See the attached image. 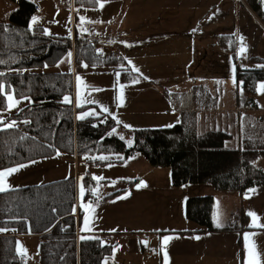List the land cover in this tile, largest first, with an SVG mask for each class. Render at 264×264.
Returning a JSON list of instances; mask_svg holds the SVG:
<instances>
[{"label": "rangeland", "instance_id": "1", "mask_svg": "<svg viewBox=\"0 0 264 264\" xmlns=\"http://www.w3.org/2000/svg\"><path fill=\"white\" fill-rule=\"evenodd\" d=\"M60 2H54L57 9L52 8L50 13L42 15L36 26L48 29L51 35L66 36L74 40L75 31L70 21L69 9ZM13 5L14 1L0 0V21L1 19L7 21L9 14L7 11ZM98 6L99 4L96 7L80 8L85 10L87 16L82 27L80 20L77 21L76 29L79 33L89 32L97 39L104 40V47L112 52L117 51L110 49L112 44L108 40L115 38L111 41L121 45V52L118 53L126 63L131 68L133 66L138 68V73L143 78L147 77L143 79L146 83L142 84L146 90V100L141 99L145 97L144 93L140 94L134 88L123 89V104L120 105L118 96L121 82L113 68L83 67L82 65H86L83 63L79 66L72 52L70 63L67 54L55 65L21 71L72 72V98L75 106L77 93L75 77L77 74L80 75L84 81L80 88L81 104L85 108L77 115L94 109L111 118L115 116L114 121L119 120L122 123L116 122L118 125L114 134L123 137L128 145L133 143V130L168 127L181 122L180 109L168 101L164 95L166 92H178L195 84L203 85L209 92L205 101L210 100L214 106L205 108V114L201 113L202 122L198 120L199 128L227 132L231 135L227 147L233 149L239 147L242 121L251 110H247V106L242 102L246 94L240 90V82L233 73L234 55L220 51L217 41L220 35L230 33L235 9L243 12L244 5L241 0H126L127 7L119 15V19L122 20L118 27L119 33L114 31L117 26L116 20L113 19L117 16L113 15L114 6L109 5L103 11ZM137 7H141L139 12L135 11ZM42 18L45 20L41 24ZM66 20L69 21L68 30L63 31ZM83 28H87L88 31L84 32ZM128 61L132 63L129 64ZM246 63H243L244 68ZM233 74L238 86L233 85ZM195 94L202 96L199 91ZM85 100L96 103H84ZM144 101L145 107L149 108L147 111L140 106ZM26 103H21L20 109ZM101 106L107 107L109 112H102ZM17 111L6 113V116ZM124 124L131 127L125 128ZM109 158L120 161L110 163L111 167L107 166L109 164L89 166L86 164L88 157L65 155L60 152L59 156L55 154L36 163H26L27 167L8 177L9 189L73 177L77 185L76 217L78 218L77 210L82 212L79 215L78 234L88 236L101 230L116 232L105 237L99 236L103 242L111 243L118 249L107 259V264L139 263L148 258L146 251L152 252L151 259H155L157 250L154 241L145 245L144 249L139 247L138 241L148 242L155 238V235L151 234L156 232L198 228L199 226L189 221L185 215L186 200L190 197L212 196L213 222H217L215 218L217 215L221 224L232 222L236 213L240 211L247 215L255 213L256 222H264V187L255 188L254 191L244 194L218 190L211 183L174 187L170 168L153 167L141 154L127 159L121 154H113ZM253 163L264 172V156L257 157ZM86 171L91 178L93 176L105 178L99 182L94 180L93 189L98 188L101 197L98 203L96 196L83 198L85 204L93 202L95 209L94 212L88 213L91 231H81L85 213L80 207L79 188L81 183L85 185ZM141 181L146 187L137 188ZM122 190L127 191L123 195L118 194L119 196L104 199L117 191L121 194L124 192ZM123 196L127 198L118 199ZM249 222H253L252 216ZM111 229L116 231H110ZM18 242L27 249L25 264H38V238L35 235H24L16 238V247Z\"/></svg>", "mask_w": 264, "mask_h": 264}, {"label": "trees", "instance_id": "2", "mask_svg": "<svg viewBox=\"0 0 264 264\" xmlns=\"http://www.w3.org/2000/svg\"><path fill=\"white\" fill-rule=\"evenodd\" d=\"M11 1L15 2L16 8L6 22H0V61H3L0 72L5 74L0 77V83L13 89L19 94L18 98L27 95L32 101L8 115L7 119L18 122L30 120L31 123H21L18 128L0 131V169L49 158L57 150L65 155L88 157L86 164L89 166L114 162L89 157L121 154L127 159L141 154L153 167H169L174 187L211 183L218 190L240 194L264 187V172L253 163L257 157L264 156V114L248 121L244 118L239 147L234 149L227 147L231 139L229 133L198 128L195 112L191 110L183 111L181 122L172 126L133 130V143L128 145L116 134L109 135L118 125L110 116L100 114L78 120L77 114L85 107L61 102L64 95L73 97L72 72L21 71L55 65L73 51L77 64L112 67L115 73L120 74V82L125 83L136 75L126 60L116 52L98 51L94 43L45 35L43 27L31 24L34 7L37 6L33 0ZM255 2L248 0L253 10L263 13L261 4L256 5ZM73 5L88 8L96 7L98 3L96 0H73ZM218 42L226 52L233 54V36L220 35ZM253 59L264 63L262 58ZM235 74L237 81L243 82L246 96L242 102L247 108L257 109L253 95L257 84L264 81V67L240 68L235 64ZM195 88L191 92L194 95L198 90L202 95L208 93L201 87ZM180 95L188 96L186 93ZM180 95H177L178 98ZM175 96L171 102L177 104ZM204 104L203 110L213 105L209 101H204ZM94 185L95 181L86 171L85 198L92 196L90 190ZM118 194L120 191L105 198ZM76 203L77 185L73 177L0 192V227L8 229L0 234V264H16V234L38 238V264H103L112 256L114 246L102 244L99 237L80 239L78 221L82 212L77 210L78 218L73 214ZM212 210V196L186 200V218L205 232L252 229L248 215L242 211L234 216L232 222L218 227L213 223Z\"/></svg>", "mask_w": 264, "mask_h": 264}, {"label": "crops", "instance_id": "3", "mask_svg": "<svg viewBox=\"0 0 264 264\" xmlns=\"http://www.w3.org/2000/svg\"><path fill=\"white\" fill-rule=\"evenodd\" d=\"M59 1L60 0H33L35 5H38L40 7V8L38 7L40 11V14L38 15V17L41 18L42 15L44 14L46 15L50 13L52 11V8L57 9L55 3H59ZM105 2L109 4H105ZM241 2L244 5L243 12H240V10L235 9V15L233 17V22H232L230 33L223 34V35H231L234 37V39H238L240 41H241L240 38L243 37L242 42L244 46L246 47V51L243 55H241V57L243 58L244 63L247 62L245 66L246 67H260V66H263L264 63L254 61L253 57H259L264 60V12L261 13V12L253 10L251 6L249 5L248 0H241ZM52 3H53V6H52ZM60 3H62L64 6H66L69 9V17H70V21L75 31L74 33V36H75L77 33H79L78 30L76 29V23L77 21H79V17L80 16L86 17L87 14H85V10L76 8L73 4H68V2H60ZM255 3L256 5L258 3L261 4V0H256ZM109 5L114 6L113 15L114 16L117 15L116 17L113 18L114 20H116V25H117L114 28V31L119 33L118 27L120 26V23L122 22V20L119 19V15L127 7L126 0H108V1H104L103 8H100L99 6L98 7L100 8L101 11H103V9L107 8ZM260 6L262 7V4ZM15 8H16V4L11 6L9 11L7 12H9L10 14L11 11H13ZM140 8L141 7H137L135 11L139 12ZM2 20L3 19H1L0 22H6ZM44 20L45 18H42L41 24L44 22ZM68 26H69V21L66 20V24L64 26L63 31H67ZM87 33L89 35H92L89 32ZM54 34H57V33H54ZM92 36L95 39L94 44L96 45L98 50H100L101 52L108 51V49H106L103 45L104 40H99L96 38V36L94 35ZM114 39H115L114 37L111 38V40L113 41ZM111 40H108V42L112 44L110 49L117 51L116 53L121 52V49H120L121 45L116 44L115 42H112ZM217 43L220 46V51H225L224 47L221 44H219L218 41ZM71 52L73 53V51ZM77 65L80 66L82 65V63L80 62ZM131 70H133V68H131ZM135 73L136 75L129 82H125V83L121 82L120 84L125 85L124 89L134 88L140 94L144 93L145 97H142L141 99L146 100L147 98V94H145L146 90H144L142 86V84L146 83V80H143L144 78L138 72H135ZM134 80H138L139 82L133 83ZM261 82H264V81H261ZM259 83L257 84V87ZM195 87H198V88L201 87L203 89H206V91H208V89L205 86L195 84L191 88L185 87L178 92H166L164 95L173 106H176L180 109L181 116L183 115L182 114L183 111L185 112L189 110L194 111L195 112L194 115L196 118V125L199 128L198 120L202 122L200 118L201 113L202 114L206 113L204 112L202 108H204V106L206 105L204 104V101L206 99L207 92H205V95L203 94L202 96H197L196 94L194 95L191 92H193V90L196 89ZM182 93H186L188 94V96H185V97L181 96L180 94ZM175 95L176 96L180 95V98H178L179 96L176 97ZM263 95L259 94L257 91L255 95H253V99L256 101L258 108L257 109H251L249 107L247 108V110H251V113H247V117H245L246 121H248L249 118H255V116L258 117L259 115L264 114V107L260 106V105H264ZM174 96L178 99V102H177L178 105L171 102V98H174ZM209 103H211L210 100H209ZM145 105H146L145 101L140 103L141 108L147 111L149 108L145 107ZM212 106H214V104ZM252 113H257V115L253 116ZM40 160H43V159H40ZM36 161H39V160H36ZM113 161L115 162V161H120V160L113 159ZM126 191L127 190H125L119 195H123L124 193H126ZM92 196H90V198H92ZM109 198H104V199L107 200ZM248 219L249 221L251 220L250 214L248 215ZM249 221H248L249 226L252 227V229H246L240 232H236V231L205 232L200 227L198 228L194 227L193 229H177V230L161 231L160 233L156 232V234H151V235H155L154 236L155 238L150 239L147 242V245L150 244L152 241H154L155 243V249L157 250V256L155 257V259H151V257H153L152 256L153 253L151 252L150 254H146L148 258H146L145 260H142L139 263H132V264H164V251H166L168 255V264H245L247 260V248L245 246L244 233H249L250 235L249 242L255 246V250L259 254L258 259L260 261V264H264V227L256 226V225H264V222H256V224L254 225L253 222H249ZM213 223L217 226V222H213ZM228 223L229 222H224L222 224L219 223L221 226H218V227H223L227 225ZM78 233H80L79 228H78ZM113 233H116V232H109L107 230L105 231L101 230L99 231V233L95 232L92 235H88V236L99 237L100 235L101 236L104 235L105 237L106 235H110ZM23 236L24 235L16 234L15 238L18 239ZM164 236L173 237V239L169 241L166 249L162 248V239ZM197 236H199L200 239H196L195 237ZM105 244H111V243H105ZM137 244L139 245V247H141V249H144L143 247L145 246V244L141 243V241H138ZM128 264H130V262H128Z\"/></svg>", "mask_w": 264, "mask_h": 264}, {"label": "snow or ice", "instance_id": "4", "mask_svg": "<svg viewBox=\"0 0 264 264\" xmlns=\"http://www.w3.org/2000/svg\"><path fill=\"white\" fill-rule=\"evenodd\" d=\"M96 3L99 4L100 8L104 7V0H96ZM39 19H40L39 17L33 16L31 18L32 25H36L38 23ZM79 20H80V26L82 27V25L86 21V18L84 16H80ZM83 31L87 32L88 29L87 28H83ZM44 34L45 35H51L52 33L48 29H44ZM240 39H241V42H242L243 41V37H241ZM245 51H246V47L243 46V44H242V46H241V48L239 50V54L243 55L245 53ZM71 55L72 54L69 52L68 53V62L69 63H70ZM61 62H63V61H61ZM0 63H3V61H0ZM128 63L131 64L132 62L128 61ZM82 66L83 67H87V65H82ZM45 67H47V65H45ZM121 67H123V65ZM261 67H264V66H261ZM133 71L139 72V69L135 68V66H133ZM233 73H235V66H233ZM4 75H5L4 73L0 72V77H3ZM119 75H120L119 73H116L117 78H119ZM144 78L147 79V77H144ZM75 79H76V84H77V93H76V100H75L76 106L77 107H82L80 88L84 84V81L82 80L81 76L78 75V74L76 75ZM138 82H139L138 80H134L133 81V83H138ZM232 82H233L234 86H238L237 85V81L235 79V74H233V76H232ZM242 84H243V82H240V85H239L241 91H243ZM114 87H115V85H114ZM124 87H125V85H123V84L119 85L120 95L118 96V100H119L120 105L123 104V89H124ZM92 91H100V89H92ZM256 91L259 94H264V82L259 83L258 87L256 88ZM18 95L19 94H17L13 89H11L10 87L6 86L3 83H0V107H2V109H3L2 111H0V131H6V130H9V129L18 128L19 124H21V123H23V124H30L31 123L30 120H23V121H19L18 122L16 120L7 119L6 113H10L13 110H21L20 109V104L21 103H25V102L31 103L32 102L30 96L23 95V96H19V98H18ZM61 102L65 103V104H72L73 103V99L69 95H64L62 97V101ZM84 103H96V102L95 101L85 100ZM260 106L264 107V105H260ZM101 111L104 112V113H108L109 109L107 107L101 106ZM99 115H100V113H98L97 111H95L93 109L91 111L81 112L76 118L78 120H84L86 117L99 116ZM113 119H116L115 116H113ZM116 122L118 124L122 123L119 120H117ZM123 126L125 128H130L131 127V125H128V124H124ZM115 132H116V129L113 128L112 131L109 133V135H112ZM24 138L25 137H21V139H24ZM121 139H123V137H121ZM129 143H131V141H129ZM49 147H53V146L49 145ZM56 155L57 156L60 155V152L58 150L56 151ZM119 158H121V157H118V159ZM89 159L105 161V160H108L110 158L107 157V156H104V155H100V156L89 157ZM29 163H36V161L32 160ZM27 166H28L27 164L19 163V164H17L14 167H7V168L0 169V192H5V191L9 190L10 185L8 184V177H10L11 175L16 173L20 169H22L24 167H27ZM107 166L111 167L112 165L109 164ZM92 179L97 181V182H99V181H101V180H103L105 178L102 177V176H93ZM81 180H83V177H81ZM140 187H146V184L143 181H141L139 184H137V188H140ZM90 191L92 192V194L94 196L97 197V201L96 202L98 203L99 199L101 198L100 197V193L98 191V188L91 189ZM250 191H254V189H252ZM79 192H80V198H81L80 207L83 209V211L85 213V215L83 217V226H82L81 231H91L90 217H89L88 213L95 211V209L93 208V202L89 201L87 204L83 203V198L85 196V185H84V183L80 184ZM129 195H130V193H129ZM126 198H127V196L118 197V199H126ZM72 212H73V214H75L76 209L73 208ZM250 215L253 217V224L255 225L257 217H256L255 213H250ZM215 218L217 219V226H221L219 224L218 215ZM256 226L264 227V225H256ZM7 230L8 229H6V228L0 227V232L7 231ZM110 231H116V229H111ZM157 231H159V230H157ZM195 238L196 239H200L199 236H197ZM80 239L81 240H85V239H99V238L98 237H88V236H83L82 235V236H80ZM171 239H173V237L164 236L163 239H162V248L166 249V247H167V245H168V243H169V241ZM244 240H245V246L247 248V260H246L245 264H260V261L258 259V255L259 254L256 252L255 246L252 243L249 242L250 241L249 233H244ZM101 243L103 244L105 242L101 241ZM141 243L147 245V241H141ZM116 250H118V249L114 248L113 252H115ZM16 252L22 258L27 255V249L22 244H19V242H18V245L16 247ZM105 264H107V259L105 260ZM164 264H168V255H167L166 251H164Z\"/></svg>", "mask_w": 264, "mask_h": 264}, {"label": "built area", "instance_id": "5", "mask_svg": "<svg viewBox=\"0 0 264 264\" xmlns=\"http://www.w3.org/2000/svg\"><path fill=\"white\" fill-rule=\"evenodd\" d=\"M60 1L61 2H68L69 4H73V0H60ZM34 11H35V13L32 15V17L33 16L38 17V15L40 14L38 6L34 7ZM74 39L79 40V41H85L87 43H94L95 42L94 37H92L86 33H77L75 35ZM242 44H243V42H241L240 40L234 39V50H233L234 61H235V64L240 68H244L243 67V63H244L243 58L240 57L241 55H239V50H240ZM243 46H244V44H243ZM62 228H63V226H62ZM150 253H151L150 251H146V254H150ZM26 260H27V256L22 258L18 255L16 264H25Z\"/></svg>", "mask_w": 264, "mask_h": 264}, {"label": "water", "instance_id": "6", "mask_svg": "<svg viewBox=\"0 0 264 264\" xmlns=\"http://www.w3.org/2000/svg\"><path fill=\"white\" fill-rule=\"evenodd\" d=\"M262 7L264 9V0H261Z\"/></svg>", "mask_w": 264, "mask_h": 264}, {"label": "bare ground", "instance_id": "7", "mask_svg": "<svg viewBox=\"0 0 264 264\" xmlns=\"http://www.w3.org/2000/svg\"><path fill=\"white\" fill-rule=\"evenodd\" d=\"M97 42V41H96Z\"/></svg>", "mask_w": 264, "mask_h": 264}]
</instances>
